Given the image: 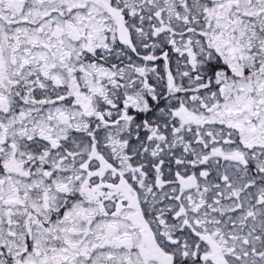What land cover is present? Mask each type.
<instances>
[{
	"label": "snow or ice",
	"instance_id": "1",
	"mask_svg": "<svg viewBox=\"0 0 264 264\" xmlns=\"http://www.w3.org/2000/svg\"><path fill=\"white\" fill-rule=\"evenodd\" d=\"M0 264H264V0H0Z\"/></svg>",
	"mask_w": 264,
	"mask_h": 264
}]
</instances>
